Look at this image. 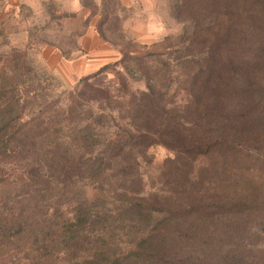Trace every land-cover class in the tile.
<instances>
[{"label":"trees","instance_id":"trees-1","mask_svg":"<svg viewBox=\"0 0 264 264\" xmlns=\"http://www.w3.org/2000/svg\"><path fill=\"white\" fill-rule=\"evenodd\" d=\"M170 1L180 35L131 43L66 99L9 55L0 264H249L264 245V0ZM111 68L144 88L103 87Z\"/></svg>","mask_w":264,"mask_h":264},{"label":"rangeland","instance_id":"rangeland-1","mask_svg":"<svg viewBox=\"0 0 264 264\" xmlns=\"http://www.w3.org/2000/svg\"><path fill=\"white\" fill-rule=\"evenodd\" d=\"M173 15L170 0H0V70L9 71V55L15 51L36 75L51 73L58 84L50 89L66 99L84 88L82 78L118 60L120 50L131 43L149 46L180 35L184 26ZM90 32L110 44L83 49L80 39ZM82 59L86 70L72 73L66 64ZM119 69L108 71L103 87L120 85L124 77L135 90L144 88L140 73L132 75L135 68L130 75ZM170 77L163 79L166 86ZM168 156L162 147L151 150L152 163L144 168L147 182ZM251 249L254 258L249 264H264V245L257 248L258 254L256 246Z\"/></svg>","mask_w":264,"mask_h":264},{"label":"crops","instance_id":"crops-1","mask_svg":"<svg viewBox=\"0 0 264 264\" xmlns=\"http://www.w3.org/2000/svg\"><path fill=\"white\" fill-rule=\"evenodd\" d=\"M80 46L83 49H101V45H103V43H105L102 39H100L98 36H96L93 32H90L89 34L83 35L80 39ZM106 45H108L107 43H105ZM68 69L72 70V73H82L86 67V63L85 61L82 60H76V64H66ZM93 65V64H91ZM64 67V66H63Z\"/></svg>","mask_w":264,"mask_h":264}]
</instances>
